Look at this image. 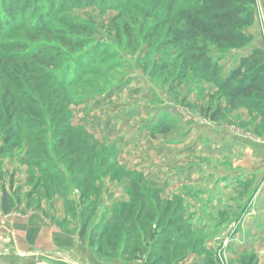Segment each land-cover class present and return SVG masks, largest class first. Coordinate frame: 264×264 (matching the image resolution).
<instances>
[{"label": "rangeland", "instance_id": "374dc122", "mask_svg": "<svg viewBox=\"0 0 264 264\" xmlns=\"http://www.w3.org/2000/svg\"><path fill=\"white\" fill-rule=\"evenodd\" d=\"M35 1L40 8L14 16L22 26L9 28L0 46V107L10 105L0 116L14 115L22 129L15 149L0 150V176L17 200L12 211L43 210L53 226L72 231L87 219L91 230L121 204L134 216L142 207L149 232L139 237L144 227L113 222L103 242L111 256L99 257L80 238L102 264H247L252 255L264 264V176L252 180L239 169V144L246 132H261V115L244 107L217 119L202 112L216 89L194 74L180 82L183 58H168L177 52L168 47V0ZM52 4L59 8L39 31L33 23ZM251 31L264 34V0ZM63 34L83 46H67ZM16 53L27 60H13Z\"/></svg>", "mask_w": 264, "mask_h": 264}, {"label": "trees", "instance_id": "16d2710c", "mask_svg": "<svg viewBox=\"0 0 264 264\" xmlns=\"http://www.w3.org/2000/svg\"><path fill=\"white\" fill-rule=\"evenodd\" d=\"M48 1L54 2L55 0ZM113 1L117 3L118 0ZM38 2L35 0H0V46L9 28L13 30L19 25L22 26L23 21H15L13 17L27 10L37 11L40 8ZM95 2L96 0H77V7L93 6ZM146 2L148 5L149 2L161 3L162 0H146ZM256 3L257 0H168V47L177 49L176 54L168 51V58L172 56L175 60L183 58L180 82L189 74H194L200 77L201 82L215 87L216 92L212 94L213 100H211L213 103L202 109L206 116L210 114L213 119H217L224 109L234 110L244 107L252 114L260 113L259 123L262 130L264 129V49L252 44L255 36L251 31L255 24ZM50 6L46 12L39 15L37 23H33L39 31L47 29L45 21L49 20L59 8L54 7L53 4ZM61 39L70 47L83 46L81 42L66 34H63ZM16 42H13L16 49L25 48L24 43ZM247 47L249 50L240 51ZM38 51L43 52L41 47ZM229 53H231L230 56ZM27 54L16 53L12 57L13 60H19L22 57L23 61H26ZM34 54L35 57L38 56L37 52ZM224 61L226 63H222ZM227 65H229L228 69H226ZM3 103L1 99L0 105ZM214 103H216L215 107ZM2 106L5 107V103ZM6 109L0 107V113L7 112L8 109ZM13 117L14 115L9 118L0 116V136L4 142L0 150L4 156L18 146L14 138L22 134L21 121L14 122ZM20 160L27 161L28 158L24 157ZM86 197L85 194H80V199H86ZM65 199L67 202L70 201L69 197ZM16 202L15 196L3 187L1 200L3 210L6 213L11 212L16 208ZM91 210V213L95 212L97 205L92 206ZM143 210L140 207L137 215L134 216L133 207L121 204L108 215L102 216L99 223L91 230L88 228L90 219H87L79 230L80 238L88 239L89 246L99 257L111 256L112 254L104 250L103 242L104 238H108L113 222L122 221V226L129 227V229L135 226L141 230V226L144 227L145 229H142L144 232H138L140 237L143 233L149 232L152 223L148 220L140 222L144 217ZM58 224L61 227L64 226V223ZM169 232L173 237V232ZM199 242L203 244L199 239L197 245ZM254 260L255 256L252 255L243 262L256 264L253 263Z\"/></svg>", "mask_w": 264, "mask_h": 264}, {"label": "crops", "instance_id": "0c3cea01", "mask_svg": "<svg viewBox=\"0 0 264 264\" xmlns=\"http://www.w3.org/2000/svg\"><path fill=\"white\" fill-rule=\"evenodd\" d=\"M252 44L264 49V34L258 37L255 36ZM230 125L233 127L237 126L233 123ZM220 132L218 133L221 135ZM246 133H248L247 137L249 140H245L242 144L235 138L238 141L237 144L240 143L239 145L243 147L242 152L245 154L244 164L239 169L249 173L252 180L257 177L263 178L264 131L258 132L255 129ZM225 135L228 136L229 134ZM220 138L221 136H219V141H216L217 153L215 154L219 158L222 156V146H225L224 141L221 142ZM252 138L254 140H251ZM235 145L229 144V149L232 150L231 146L234 147ZM4 177L2 179L0 176V264H72L61 259L57 254L58 251L75 254L87 264H102L93 250L81 241L78 229L71 231L64 230V227L61 226H53L51 223L52 218L49 219L43 215V210L33 213L32 209L29 208L26 214H23L22 210L20 212L11 211L6 213L1 204L3 187L8 188ZM36 250L41 251L39 254L42 257L41 255H38V257L27 255V253ZM23 253L26 255H23Z\"/></svg>", "mask_w": 264, "mask_h": 264}]
</instances>
